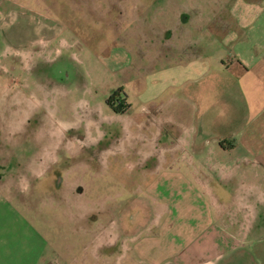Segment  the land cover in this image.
<instances>
[{
  "label": "rangeland",
  "instance_id": "rangeland-1",
  "mask_svg": "<svg viewBox=\"0 0 264 264\" xmlns=\"http://www.w3.org/2000/svg\"><path fill=\"white\" fill-rule=\"evenodd\" d=\"M180 14L188 15L181 24L196 42L190 57L179 56L184 63L195 55L193 79L173 90L158 70L175 57L157 56L162 46L152 32L173 26ZM226 32L246 39L227 44ZM251 35L264 37V0H0V189L22 190L12 200L21 202L47 240L41 264H200L204 258L207 264H264V216L248 240L224 242L218 231L230 226L226 212L233 204L223 189L227 183L211 181V193L199 185L191 194L172 181L169 193L163 177L169 163L156 157L152 143L160 139L158 151L169 148L177 130L166 125L177 109L175 116L185 113L187 139L208 141L197 148L206 158L215 156L209 143L220 139L264 146V118L239 117V128L246 122L262 128L256 134L227 130L231 113L243 110L242 95L253 110L263 99L238 83L231 92L234 74L219 70L225 48L237 51L241 42L253 41ZM119 89L117 101H126L122 115L101 107ZM155 107L165 109L162 129ZM218 118L223 126H216ZM73 134L92 136L93 152L102 153L103 162L93 161L85 173L64 172L59 195L33 191V181L52 161L46 147ZM64 157L62 167L79 165L83 156L72 162ZM67 191L75 200L72 217L51 203ZM93 214L104 225L105 245L117 242L111 249L96 250L100 228L96 219L84 220ZM212 227L218 232L214 245L201 246ZM191 236L193 242L177 247V240Z\"/></svg>",
  "mask_w": 264,
  "mask_h": 264
},
{
  "label": "crops",
  "instance_id": "crops-1",
  "mask_svg": "<svg viewBox=\"0 0 264 264\" xmlns=\"http://www.w3.org/2000/svg\"><path fill=\"white\" fill-rule=\"evenodd\" d=\"M181 14L174 15V18L177 20L174 21L173 26L162 25L158 28V31L152 32V37L155 34L162 46L157 50V56L161 57L166 55L168 57V54H171L173 59L175 57V60H172L170 63H164L158 70L159 80H163L166 89L171 88L174 90L175 88H184L193 79V59L195 55L191 53L192 60L185 59L184 63L180 62L179 57L180 52L186 53L190 57L189 50L196 44L195 40L190 38V29H187L186 25L181 24V20L187 18L188 15L185 14L186 16H183ZM225 37L227 38L223 42L236 44V38L239 36L233 33L230 35L229 32H226ZM250 37L253 39L251 42L240 43L238 41L240 46H238L237 51H228L225 48L219 60V70L221 72L227 71L234 74L235 83L230 90L231 92L238 90V83L242 90V86H246L253 93V97L257 94L258 97L260 96L263 99L259 103L258 108L253 110L252 103L247 102L246 97H243V95L241 96L243 98V110L231 113V120L228 123V126L231 127H227V130L233 134L240 129L243 131L242 133H247L248 130L249 132L251 131V134L261 132L259 130L262 128L251 129L247 122L245 127L239 128L241 126L239 125L240 116L246 117L250 121L253 119L262 120L264 118V81H262L264 78V42L258 41H263L264 37H260L259 35H251ZM239 38L241 41L246 39L242 35ZM144 42L143 44H145ZM146 43L148 44V41ZM166 57L163 59L168 61ZM249 77H251V81H248L250 79ZM101 107L113 113L110 107L106 105V101L105 105H101ZM163 110L165 109L157 107L153 109L156 126L160 129L165 124L164 117L160 115ZM175 110L177 109H174V116H172L171 121H168V125H166L167 128L177 130L176 136H173L171 141L168 142L169 145H166L169 148H166L165 151H158L157 145L162 144L159 142L160 139L152 141L154 152L157 155L156 157L164 163H169L168 167L170 169L163 172L164 189H167L171 193L172 190L169 185L174 181V185L178 182L179 185L184 187L186 192L191 194L195 193L199 185H204L209 193H211L208 182L215 180L218 182L225 181L228 190L223 186L224 184L221 186H223L224 192H227L233 198L231 209L226 212L228 219H231V221L230 226L224 225L218 232L223 233L225 236L224 242H227V239L233 240L234 236L243 239V241L248 240L250 233L259 227L264 216V146L257 145L252 141L226 144L220 139L216 142L209 143L212 146V153L215 156L206 158L203 152L197 150V148L200 145H203V147L206 146L208 141L201 143L194 138L187 139V127L182 120L185 113L179 110L180 113L177 111L178 116H175ZM226 113L221 112V115ZM216 126H223V119L218 118L216 120ZM92 139L93 137L89 134L61 135L55 138L56 143L54 142L52 145H48L50 147L48 149L46 147L45 149L47 153L53 154L52 161L43 167L46 168V174L33 181V191L40 192L41 194H49L50 196L54 194L59 195L60 190L58 185L64 183L62 185L65 186V181L67 180L64 177V172L83 171L85 173L91 170L93 161L99 160L100 163L103 162L101 161L102 153L93 152L94 148L91 145ZM190 146L194 147L192 151ZM238 149L241 150V153L237 156L232 158H226L224 156ZM65 155H67L68 161L70 162L77 157L83 156L78 162L84 169H78L75 166L79 165L72 164L71 166L69 163H66V167H62V160L66 159L64 157ZM178 164L181 165L179 169ZM47 171H53L56 173V176L48 174L49 172ZM118 171L116 169V171L114 170L112 172L118 175ZM19 193H22V190L14 186L2 185L0 189V264H41L48 243L44 235L28 219L26 216L27 213L22 210L21 202L16 203L12 200L13 194L18 195ZM61 197V199L59 198L56 201L52 200L51 203L56 202L57 206L61 208L64 206L67 216L72 217L69 213H74L72 205L75 201L74 198L72 197L70 199L71 193L68 191L65 196ZM54 203L52 204L56 206ZM89 218L95 220L96 215H87L84 220ZM96 223L97 228H100V231H96L97 233L95 235L96 250L101 251L105 247L111 249L117 245V242L113 240L110 244L106 243L107 245H105L103 241L104 225L99 223L97 219L95 220ZM208 231H211L210 236L206 238L208 242H199L201 246L210 247L214 245V237L216 234L218 236L217 227H212ZM191 242H193L192 236L186 239V241L179 239L177 240V247L182 249ZM208 262V259L204 258L200 264H207Z\"/></svg>",
  "mask_w": 264,
  "mask_h": 264
},
{
  "label": "trees",
  "instance_id": "trees-1",
  "mask_svg": "<svg viewBox=\"0 0 264 264\" xmlns=\"http://www.w3.org/2000/svg\"><path fill=\"white\" fill-rule=\"evenodd\" d=\"M122 93V90H116L114 93H112L107 99H106V105L110 107L113 113L117 115H121L124 113V110H122L121 107L124 106L125 108V100L121 99L120 101H117V98H120V94ZM120 106L119 108L117 106ZM123 105V106H122Z\"/></svg>",
  "mask_w": 264,
  "mask_h": 264
}]
</instances>
